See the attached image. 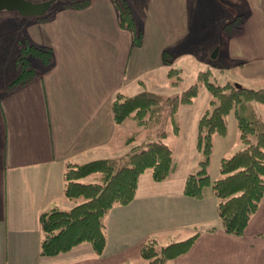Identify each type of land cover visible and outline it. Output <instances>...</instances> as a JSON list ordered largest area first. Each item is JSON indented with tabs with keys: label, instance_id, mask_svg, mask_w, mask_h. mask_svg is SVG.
I'll return each mask as SVG.
<instances>
[{
	"label": "crops",
	"instance_id": "crops-1",
	"mask_svg": "<svg viewBox=\"0 0 264 264\" xmlns=\"http://www.w3.org/2000/svg\"><path fill=\"white\" fill-rule=\"evenodd\" d=\"M126 1L141 31L138 44L119 24L112 0H90L80 9L61 8L47 20L27 17L17 28L8 72L0 66V264H150L140 255L146 241L164 246L192 236L188 250L168 264H264V197L242 234L226 233L211 186L200 198L183 193L191 172L176 174L174 153L173 168L164 180L156 182L150 170L144 171L133 199L106 212V241L100 255L87 241L54 255L41 254V212L67 210L83 201L65 196L66 164L118 157L137 145L127 141L148 127L132 117L116 123L111 111L115 95L131 96L143 89L160 93L157 89L163 84L177 85L182 69L171 66L172 57L194 53L196 39L206 34V28H196L195 13L214 4V0ZM223 1L236 14L221 30L216 56L221 51L242 86L264 88V0ZM4 35H0V58L7 49ZM24 42L49 47L52 62L47 66L33 60L39 75L12 89L10 83L18 73L15 55ZM170 68L178 69L175 84L177 76H168ZM226 82L231 81L220 84ZM196 83L192 102L203 88L209 104L204 82ZM173 94L177 93L163 95ZM250 105L264 126V103ZM226 123V134L212 137L207 168L211 179L221 177L223 157L244 147L234 109L226 115ZM230 132L236 133L232 142L226 141ZM194 143L198 155L196 138ZM197 155L192 165L197 163L198 168L201 155ZM99 176L93 172L79 181L95 182Z\"/></svg>",
	"mask_w": 264,
	"mask_h": 264
},
{
	"label": "trees",
	"instance_id": "trees-1",
	"mask_svg": "<svg viewBox=\"0 0 264 264\" xmlns=\"http://www.w3.org/2000/svg\"><path fill=\"white\" fill-rule=\"evenodd\" d=\"M119 24L129 29L133 42L138 44L141 31L135 25L130 6L126 0H112ZM61 7L48 10L35 18L47 20L61 8L80 9L90 0H62ZM50 9V8H49ZM39 60L49 66L52 52L47 46L34 43L21 45L15 66L17 76L11 81L12 89L23 86L39 75L32 61ZM178 69L170 68L168 76H177ZM208 72H201L202 80L210 93L209 104L199 118L196 149L201 158L198 168L189 173L184 181L183 193L200 198L203 190L211 186L217 197L216 210L226 233H243L251 214L264 197V126L253 112L250 102L264 103V88L254 89L235 86L231 82L219 84L208 80ZM178 76L172 81L177 82ZM198 91V84H192L180 93L163 95L147 89L125 96L117 93L111 104L113 119L121 123L125 118H134L139 125L151 131L149 137L140 144L133 145L126 153L113 158H99L82 164L67 163L64 170V193L69 199L82 198L83 201L70 209L50 208L40 214L43 238L40 244L42 255H54L70 249L77 243L87 241L95 253L100 255L105 247L103 218L115 204L130 202L137 188L140 174L150 170L156 182L164 180L173 168V151L164 141L167 131L163 125L173 116L180 104L191 103ZM234 109L239 138L244 147L230 157L220 160L221 177L211 179L208 164L212 152L214 134L227 132L226 115ZM173 132H178L173 123ZM156 136H152L153 134ZM254 138V141H253ZM134 136L127 142H131ZM99 173L95 182H81V178L91 173ZM195 236L182 241L158 246L156 241H146L140 250L143 259L150 264H168V261L188 250Z\"/></svg>",
	"mask_w": 264,
	"mask_h": 264
},
{
	"label": "rangeland",
	"instance_id": "rangeland-1",
	"mask_svg": "<svg viewBox=\"0 0 264 264\" xmlns=\"http://www.w3.org/2000/svg\"><path fill=\"white\" fill-rule=\"evenodd\" d=\"M31 1L39 2L46 0ZM61 2L62 0H54L48 10H54L57 7H61ZM207 3L209 2L207 1ZM235 14L234 8L231 7L228 2H221V0H214V4L212 6L208 5L206 9H203V11L201 10L200 13H195L194 22L197 20L195 23L196 28L199 25L206 28V34L205 36L201 35V37L196 39V49L191 56L181 58H175V56L172 57L173 63L171 66L180 67L182 69L179 82L174 86H171L170 84H163L162 87H158V92L163 94L181 92L191 84L202 81L199 80V75L203 71L208 72L209 81L218 82L220 84L224 80H230L235 86H242L236 77H239L238 72L236 70L234 71V69L228 65V63L224 60L221 51L217 53V56L212 57L214 49L218 47L222 41L221 30L223 26L228 21L234 19ZM27 17L35 18V16H23L15 10H0V35L6 34L4 35L3 43L7 44L5 54L2 55V58H0V66L4 69V71L8 72L9 69L10 60L8 59V54L19 33L17 28L22 27V24L27 21ZM204 22H206L205 25ZM210 22L211 24L209 25ZM26 44L27 42L23 43V45ZM213 45L216 46L213 47ZM18 51L19 49H17L15 59ZM211 108L210 104H208V92L202 88L192 103L180 104L173 116V120L168 119L163 125V129L168 133L165 138V142L172 148L176 158L177 175H182L187 171L193 172L196 170L197 163H194V165H192V163L193 159L197 155L194 143L196 138L197 120L201 112L205 109ZM173 123L179 126V132L176 134L173 132ZM147 129L148 130L141 129L134 135V139L132 140L133 144H140L148 138L147 136H149L153 130L151 128ZM135 130L134 125L131 127L130 134H132ZM152 136H154V134ZM235 136L236 133L233 134L230 132L226 141L232 142ZM233 150H235V148ZM231 154L232 153H228L226 156H230ZM197 157L200 158V154H198Z\"/></svg>",
	"mask_w": 264,
	"mask_h": 264
},
{
	"label": "water",
	"instance_id": "water-1",
	"mask_svg": "<svg viewBox=\"0 0 264 264\" xmlns=\"http://www.w3.org/2000/svg\"><path fill=\"white\" fill-rule=\"evenodd\" d=\"M53 1L0 0V10H15L23 16H40L51 7ZM216 51L217 49H214L212 57L216 56Z\"/></svg>",
	"mask_w": 264,
	"mask_h": 264
}]
</instances>
